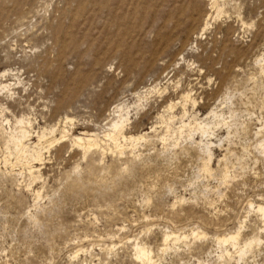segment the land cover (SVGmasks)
Segmentation results:
<instances>
[{"label":"rangeland","instance_id":"rangeland-1","mask_svg":"<svg viewBox=\"0 0 264 264\" xmlns=\"http://www.w3.org/2000/svg\"><path fill=\"white\" fill-rule=\"evenodd\" d=\"M0 77V264H237L217 239L263 227L264 0H0ZM14 118L98 146L21 163Z\"/></svg>","mask_w":264,"mask_h":264},{"label":"bare ground","instance_id":"bare-ground-1","mask_svg":"<svg viewBox=\"0 0 264 264\" xmlns=\"http://www.w3.org/2000/svg\"><path fill=\"white\" fill-rule=\"evenodd\" d=\"M9 89H10V86H7V85L1 86L0 93H2V90L9 91ZM183 100L185 103H187L188 101H190V96L189 95L184 96ZM173 107H174L173 105L169 106L170 110H172ZM117 112H119L118 119L112 123L110 130H109V134H106V136H105L107 139L114 142L116 145H117L118 140L121 138L123 139V141L127 140L126 139L127 137L125 138L123 136V134H124L123 131L126 128L127 124L129 123V112H126L125 114H123L121 108L117 109ZM211 116L213 117V121H211V122L209 121L206 123L203 122L204 124H202V123L197 124L198 126L196 127V132L199 133L202 137H207V138L213 137L215 134V129L217 127H219L222 123L224 125L227 124L223 120L222 116H219L214 112L211 113ZM16 118H14V129L9 136V140H7V145L12 147V149L15 152V155H17L19 157L18 161L21 163H29V161L30 162L31 161H38L39 163L43 162V157H44L43 151L47 150L49 153V151L52 149V147L54 145L64 144L66 142V139L68 137H70L69 135H67V133L65 132L66 130H65V131H62L61 133H59L60 137L57 138V135H55L56 134L55 130L54 129L53 130L48 129V131L43 130L41 133H39V135H37V138H38L37 143H34V142L31 143V140L33 139V135L31 132L32 124L30 122L26 121L24 118H20V119H16ZM1 121L2 122L0 123V130L3 129V122H5L6 125L10 124V121L6 117H2ZM168 122L170 123L171 120H169ZM65 125H67V124L65 123ZM185 127L186 126H184V128ZM180 129H182V128H180ZM62 130H64V129H62ZM33 134H34V132H33ZM143 138L144 137H141L138 139L130 138L129 141H139ZM68 139H70V138H68ZM96 140L94 139V137L92 135L91 136L86 135V136H82V137H79V136L71 137V139L69 141H71L70 143H72L73 146L81 149L86 154V153H88V151L91 148L98 146ZM210 145H211V143H210ZM259 147L261 149V154H262V157L264 160V137L262 138V141L260 142ZM17 156H16V158H17ZM207 157H208V159H207V164L205 165V171H206V173L212 175V173L214 172V170L212 168L214 154L211 152L210 149L208 151ZM32 168H33V166H32ZM219 174H221L220 176L223 179H225L227 177L225 170H221L219 172ZM257 197H258L257 201H253V200L248 201V207L250 210L249 214L253 213L257 216V218H260V220L263 223V227L261 226V227L255 229L254 227L251 226L250 228H254L253 229L254 231L252 232L251 235H248V236L243 235L244 233L242 234L243 227H241L235 233L233 232L232 234H228L227 236L225 235V236L217 239L219 246H228V247H231L235 250L237 264H239L241 262L244 264H247L249 262V260L253 258V255L255 254L256 251H258V253H259L264 248V192L259 193L257 195ZM247 228H249V227H247ZM168 239H169V237L166 236V241ZM225 248L226 247H224V249ZM148 253L144 249L137 248V258L141 261V263L143 262V264H154L152 261L153 259H151V257L149 256ZM234 259H235V257H234Z\"/></svg>","mask_w":264,"mask_h":264}]
</instances>
